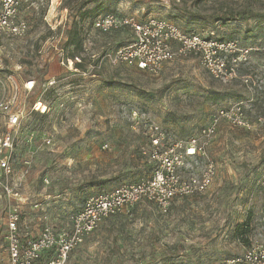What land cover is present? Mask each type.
Segmentation results:
<instances>
[{
	"label": "rangeland",
	"instance_id": "obj_1",
	"mask_svg": "<svg viewBox=\"0 0 264 264\" xmlns=\"http://www.w3.org/2000/svg\"><path fill=\"white\" fill-rule=\"evenodd\" d=\"M100 6L101 14L160 18L234 42L241 61L230 57L229 79H213L196 57L176 59L157 75L104 62L93 76L94 58L132 40L130 28L107 34L95 28L101 14L92 9ZM21 22L23 34L0 39V99L21 113L9 179L18 196L9 199L0 188V205L6 210L19 196L26 199L18 205L22 238L46 226L69 231L89 196L149 178L148 124L187 140L220 108H240L254 127L221 121L208 150L217 175L207 193L176 200L166 214L153 203L128 207L65 264H226L247 248L233 233L248 218L251 242L264 243V0H20L15 23ZM74 27L83 43L78 51L68 39ZM73 54L82 63L71 69ZM7 120L0 111V137ZM4 232L0 225V264Z\"/></svg>",
	"mask_w": 264,
	"mask_h": 264
},
{
	"label": "built area",
	"instance_id": "obj_2",
	"mask_svg": "<svg viewBox=\"0 0 264 264\" xmlns=\"http://www.w3.org/2000/svg\"><path fill=\"white\" fill-rule=\"evenodd\" d=\"M0 3V39L6 32L12 35L23 34L27 23H15L20 0H0ZM94 26L106 34L130 28L132 40L107 52L102 59L94 58L95 62L89 65L93 76L100 72L104 62L112 67L123 65L157 75L166 64L176 59L196 57L213 79H229L233 74L231 60L241 61L243 53L234 42L188 32L176 23L160 18L140 22L131 17L108 14L97 19ZM248 53L246 50L245 54ZM231 56L234 58L230 60ZM67 63L74 69L82 60L77 55L67 60ZM32 88L33 82L29 84V89ZM0 111L8 116L7 132L0 137V188L11 199L18 196L9 179L13 173L14 131L20 125L21 113L13 109L11 102L4 96L0 99ZM221 121L236 128L251 130L254 127L240 108H220L208 125L201 127L187 140H172L161 126L148 124L149 145L143 155L145 162L152 166V175L138 183L122 184L89 196L83 209L71 216L69 231H58L52 226H46L37 237L22 238V213L18 205L24 204L26 199L19 196L18 205L9 203L6 216V263L65 264L69 255L103 222L126 208L140 203H153L161 213L166 214L176 200L207 193L217 175L216 165L209 158L208 150L217 137ZM51 141L46 139L47 144ZM202 161H205V166L198 168ZM48 253H53L54 258L42 261ZM226 264H264V243L253 241L241 256L230 259Z\"/></svg>",
	"mask_w": 264,
	"mask_h": 264
},
{
	"label": "trees",
	"instance_id": "obj_3",
	"mask_svg": "<svg viewBox=\"0 0 264 264\" xmlns=\"http://www.w3.org/2000/svg\"><path fill=\"white\" fill-rule=\"evenodd\" d=\"M103 10V6H100L99 8L95 7L92 9V12H94V16L97 17L98 15L101 14ZM108 14H111V13H108ZM108 14H101L100 16H98L97 19L105 16V15H108ZM96 19V21H97ZM95 21V22H96ZM94 22V24H95ZM182 28V27H181ZM186 31V30H185ZM68 39L72 40V44H74V47L75 49L78 51L83 43L80 39V36H79V32H78V29L77 27H74L72 30H70L68 32ZM220 41H223V40H220ZM75 56L77 55H72V58H74ZM146 163V162H145ZM147 167L149 168L150 172H151V175H152V166L151 165H148L146 163ZM143 180V179H142ZM141 180H139L138 182H140ZM138 182H134V183H125V184H135V183H138ZM252 232V228H251V220L248 218L246 221L242 222V223H238L236 226H235V229H234V233H233V237L234 238H237L239 239L246 247H249L251 246V240L249 238L250 234ZM51 253H48L46 254L43 258H42V261H47L48 259H50L49 255Z\"/></svg>",
	"mask_w": 264,
	"mask_h": 264
},
{
	"label": "crops",
	"instance_id": "obj_4",
	"mask_svg": "<svg viewBox=\"0 0 264 264\" xmlns=\"http://www.w3.org/2000/svg\"><path fill=\"white\" fill-rule=\"evenodd\" d=\"M18 201V200H17ZM19 202V201H18ZM8 206L6 210L2 208V205H0V225H4L5 226V222H6V216H7V211H8ZM3 209V210H2ZM4 238H5V232H4ZM7 257V255L5 256V258ZM6 261V260H5ZM7 264V263H6Z\"/></svg>",
	"mask_w": 264,
	"mask_h": 264
}]
</instances>
